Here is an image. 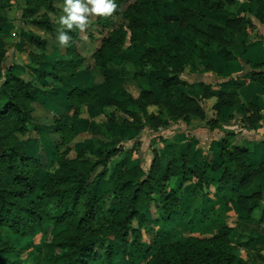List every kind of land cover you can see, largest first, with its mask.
<instances>
[{"label":"trees","instance_id":"16d2710c","mask_svg":"<svg viewBox=\"0 0 264 264\" xmlns=\"http://www.w3.org/2000/svg\"><path fill=\"white\" fill-rule=\"evenodd\" d=\"M25 1L26 6L22 8L23 19L43 30L54 31L56 21L48 12L58 11L56 0ZM122 1L116 0V8L111 15L98 17L101 27H110V30L102 37L100 47L94 52L95 64L100 66L103 73H108L107 64L114 56L128 55L132 49L143 45L144 52L140 58L142 72L149 74L140 81L142 90L138 98L123 92L138 107L136 110L126 111L137 118L140 111L151 126H157L160 122L168 128L177 123L181 115L186 123H190V111L195 110L202 115L203 108L196 98L189 95L183 94L179 103L174 102L172 93L177 86L186 82L181 76L183 68L171 67L173 60H189L195 48L203 50L204 44L213 43L221 45L223 58L239 66L241 60L238 54L226 46L222 27L210 26L211 35L199 30L192 23L197 13L186 8H182L175 18L181 23V36L169 37L165 43L157 42L152 37L150 23L153 14H161L166 4H185L186 0H134L124 11H120ZM243 1L197 0L206 11L217 13L235 12ZM247 1L258 7L256 18L264 24V0ZM115 17L118 20L114 23L112 20ZM1 21L0 17V24ZM227 22L233 26L241 25L240 18H231ZM30 39L39 48L47 46V40L38 34L31 33ZM31 57L37 64L32 69L38 77H51L60 83H64L65 78L72 74L65 77L59 70H69L73 64L77 66L84 59L76 57L67 62L60 61L59 68L49 72L38 66L39 57L35 54H31ZM2 60L0 52V62ZM253 79L263 81L264 75L254 73ZM0 83V226H9L7 234L0 231V262L3 260L2 255L19 251L12 245L11 234L29 237L37 229H42L44 224L63 226L61 231L46 242L47 247L52 250L49 259L57 264H95L98 260L95 252L97 246L106 248V260L109 261L114 255L113 246L109 242L111 237L117 238L123 246L131 243L139 249L142 241L141 228H146L147 221L144 210L151 206L155 190L160 188L163 191L165 184L160 180H153L152 173L147 172L141 164L128 167L127 157L123 159L120 169L115 168L108 175L109 163L117 151L114 146L107 149L98 146L96 150L92 146L77 150L67 147L53 160L47 169L46 178L41 180L40 160L27 155L20 142V135L37 127L32 121V102L37 99L41 90L10 68L4 72L0 70ZM106 84H111L110 77ZM111 88L113 91L117 90L113 86ZM159 92L162 96H159ZM206 93L208 94V90ZM71 96L77 99L79 106L85 101H95L98 92L95 88H73ZM152 104L166 106L169 119L163 117L162 113L150 112L148 106ZM239 104L241 99L238 93L233 92L221 94L215 106L220 109ZM248 108L253 111L251 117H254L257 108L252 103H248ZM114 116L110 115L106 122L108 130L104 131L111 142L117 139L112 129ZM255 120L256 118L250 122V128L255 127ZM212 123L221 127L216 119ZM125 126L141 129L143 124L137 119L133 122L125 121ZM63 128L68 132L67 138L76 135L72 125H64ZM234 137L235 132L226 131L217 146L223 159L221 163L215 159L213 147L202 160V165L195 167L191 165L193 152L189 147L181 152L180 163L173 160L172 156L168 159L165 172L171 180L169 179V194L163 198L166 210L177 206L188 219L191 215L190 203L194 199L203 200L211 192L247 211L259 207L262 202L264 204L263 191L238 193V187L248 188L251 181L263 172V168L262 165H255L249 148L234 143ZM93 141L99 143L96 138ZM157 159L158 155L155 153L154 162ZM219 171L221 173L216 175ZM193 177L196 179L193 189L189 193H182L183 185ZM107 184L110 186L98 194V190ZM203 215L206 219L201 223L200 230L210 233L216 227V220L207 219L208 214ZM232 236L236 238L233 239ZM258 240L264 238L256 230L241 231L236 235L235 227L226 224L207 237L193 236L185 242L162 243L146 264H249L242 255V246ZM57 248L60 249L59 253H56Z\"/></svg>","mask_w":264,"mask_h":264},{"label":"rangeland","instance_id":"374dc122","mask_svg":"<svg viewBox=\"0 0 264 264\" xmlns=\"http://www.w3.org/2000/svg\"><path fill=\"white\" fill-rule=\"evenodd\" d=\"M134 0H123L120 11H124ZM115 3L116 0H113ZM57 12H48L56 21L55 30L47 31L39 29L35 25L24 20L22 8L26 6L25 0H0V52L3 60L0 62V70L3 72L10 68L11 71L23 77L32 86L39 87L37 99L32 102V121L37 126L34 130L21 136L20 142L27 155L37 157L42 165L40 178H46L47 169L57 158L60 152L67 147L73 150L81 149L84 146H92L107 149L109 146L117 148L112 161L109 163L111 170L123 166L126 157L132 156L128 167L141 164L144 169L152 173V179L160 180L166 188L162 191L157 188L152 195L151 206L144 210L146 214V228H141V244L136 245L122 243L114 237L110 238L114 255L107 261L106 248L97 246L95 252L98 260L95 264H146L158 247L165 242H185L188 238L207 237L217 232V228L226 224L235 227V234L241 231L251 232L256 230L263 234L264 238V204L247 211L238 204H233L227 199L214 193L204 196V199H194L190 203L191 215L186 216L179 211L177 206L171 210L165 209L163 198L169 194V177L165 169L168 159L182 160L181 152L189 147L193 152L191 165H202V160L208 155L213 147L214 157L217 162H222L217 148L226 131L235 132L234 143L241 147H247L254 156L253 162L261 166L263 172L257 175L248 188L238 187V193H249L254 191L264 192V80H254V73L264 75V24L256 18L258 7L247 0H244L235 12L217 13L208 12L197 0H186L185 4L170 3L163 7L161 14H153L150 26L152 37L160 43H165L169 37L181 36L182 28L179 20L175 19L182 8L195 11L197 14L192 20L196 28L203 32L212 34L210 26L216 25L224 29L223 37L228 48L238 54L241 65H234L228 62L221 55V45L213 43L204 44L203 50L194 49L191 59L173 60V69L183 68L182 79L184 85L177 86L172 93L174 102L179 103L182 96L189 95L196 98L204 114L199 115L197 111H190V123H186L183 115L179 121L171 127L166 128L163 123L151 126L145 121V117L139 111L138 118L126 110H136L129 97L125 94H132L135 98L140 96L142 87L140 81L146 74L142 72L141 56L144 46L139 45L131 50L128 55H117L108 63L109 72L103 73L99 65L95 64L94 52L101 45V39L105 36L110 27H101L98 22L99 15L89 14L88 24L81 31L73 26L68 29L59 22L64 13V0H56ZM45 12V10H42ZM204 14V15H201ZM231 18H240L241 25H230L227 21ZM118 19L112 20L114 23ZM60 30L65 31L70 40L66 46L60 45L57 35ZM35 33L47 40L46 48H39L31 42L30 34ZM31 54L40 58L38 66L53 72L59 68V62H67L76 57L84 59L79 65L67 70L60 67L59 73L66 77L64 83L55 81L51 77L40 78L33 71L32 67L37 64L33 61ZM76 65V64H75ZM111 79V84H106ZM2 83H0L1 85ZM117 88L113 91L111 87ZM73 88H95L98 97L93 102H82L78 106L77 99L71 96ZM208 90V94L206 91ZM122 91V92H121ZM238 93L241 104L228 108H217V98L223 93ZM162 96V93H158ZM252 103L257 109L254 117L253 111L248 108ZM193 108V104H191ZM152 113H162L166 119L170 115L166 106L152 104L148 106ZM180 113V112H177ZM114 114L113 131L117 139L109 141L106 124L110 115ZM258 116H261L257 119ZM255 120V127L250 128V122ZM139 120L143 126L138 128H126L125 121L133 122ZM218 120L221 127L213 125V120ZM64 125H72L76 135L68 137ZM98 139L99 143L93 140ZM158 159L154 162V155ZM130 155V156H129ZM126 158V159H127ZM120 160H123L120 164ZM179 162V163H180ZM154 165V166H153ZM219 171L216 175H219ZM171 180V179H170ZM196 179L186 182L183 185L182 193H189ZM107 184L98 190L101 194ZM232 187V185L230 186ZM110 201L109 197H106ZM110 203V202H108ZM212 207L213 209H210ZM207 219L216 220L217 226L210 233H203L200 225L204 215ZM63 226H51L44 224L42 229H37L32 236L25 237L21 234L10 235L12 245L19 251L13 254L2 255L0 264H57L49 259L52 250L47 247V240L55 233L61 231ZM4 234L9 232V226H0ZM5 236V235H4ZM131 236L129 239L131 240ZM232 238H236L232 236ZM256 247L248 248L252 243L242 246V252L249 261V264H264V240H258ZM60 249H56L59 253ZM250 258L252 259L249 260Z\"/></svg>","mask_w":264,"mask_h":264},{"label":"clouds","instance_id":"9594fccd","mask_svg":"<svg viewBox=\"0 0 264 264\" xmlns=\"http://www.w3.org/2000/svg\"><path fill=\"white\" fill-rule=\"evenodd\" d=\"M116 8L113 0H64L63 11L66 15L59 18L61 25L72 29L73 26L83 31L88 24V15L97 14L109 16ZM57 40L62 46H66L70 36L63 30L57 35Z\"/></svg>","mask_w":264,"mask_h":264},{"label":"crops","instance_id":"0c3cea01","mask_svg":"<svg viewBox=\"0 0 264 264\" xmlns=\"http://www.w3.org/2000/svg\"><path fill=\"white\" fill-rule=\"evenodd\" d=\"M36 27H38V26H36ZM38 28L41 29L40 27H38ZM179 86L181 87V85H179ZM172 125H173V124H172ZM172 125H171V126H172ZM171 126H169V127H171ZM169 127H168V128H169ZM129 156H130V155H129ZM130 159H132V156L128 157L127 162H126L127 165H128V163H131V162H130ZM216 226H217V224H216ZM217 230H218V228H217ZM260 235L263 236V234H261V233H260ZM255 242H257V241H255ZM251 243H252L251 246H249L248 248H252V247H256V246H257V243H254V242H251ZM249 244H250V243H249ZM245 246H246V245H245ZM246 247H247V246H246ZM244 251H245V250H242V252H244ZM242 255H243V254H242ZM243 256H244V255H243ZM244 258H245V259H248L246 256H244ZM251 259H252V258H250L249 260H251ZM252 261H253V259H252Z\"/></svg>","mask_w":264,"mask_h":264}]
</instances>
